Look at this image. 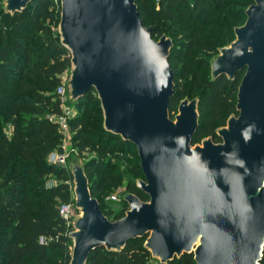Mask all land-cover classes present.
<instances>
[{"label": "water", "instance_id": "obj_1", "mask_svg": "<svg viewBox=\"0 0 264 264\" xmlns=\"http://www.w3.org/2000/svg\"><path fill=\"white\" fill-rule=\"evenodd\" d=\"M33 0H2L5 15ZM234 39L210 60V82L242 73L236 114L193 144L199 98L174 95L168 59L173 42L152 38L134 0H60L57 34L68 52L69 104L94 90L106 133L136 149L147 197L124 193V215L109 220L92 197L83 162L71 159L77 215L67 237L68 264H86L92 251H122L131 240L158 264L192 255L195 264H260L264 249V0H254Z\"/></svg>", "mask_w": 264, "mask_h": 264}, {"label": "trees", "instance_id": "obj_2", "mask_svg": "<svg viewBox=\"0 0 264 264\" xmlns=\"http://www.w3.org/2000/svg\"><path fill=\"white\" fill-rule=\"evenodd\" d=\"M53 1L33 0L14 16L5 15L0 8V264H68L70 259L67 234L71 227L59 217L58 208L71 202V175L65 166L53 165L48 159L61 150L62 135L48 116L61 113L55 91L70 68L69 54L55 31L60 6ZM134 1L143 26L152 28V38L157 40L166 32L173 42L168 59L174 82L170 117L182 99H193L191 96L197 94L199 126L193 144L207 137L218 142L215 131L236 114L242 73L233 81L222 76L214 82L206 80V73H210V58L226 45L217 43L233 41L234 28L245 22L243 3L251 5L254 0H234L224 14L225 31L211 43L207 37L218 27L220 9L231 0H193L192 5L187 0ZM153 21L168 25L165 29L154 27ZM73 106L77 113L69 121L71 149L82 159L94 154L84 164L88 180L100 174L97 188L89 183L92 197L96 199L97 194L115 187L122 174L143 179L135 147L103 130L94 90ZM125 156L129 158L124 163L129 161L130 165L121 171L120 160ZM50 177L58 181L55 186H47ZM126 191L147 201L134 182L126 184ZM100 208L107 217L104 207ZM123 208L109 220L121 218L127 209L125 203ZM143 244L144 239L131 240L118 253L95 249L86 264H158ZM167 264L195 261L185 254ZM260 264H264V249Z\"/></svg>", "mask_w": 264, "mask_h": 264}, {"label": "rangeland", "instance_id": "obj_3", "mask_svg": "<svg viewBox=\"0 0 264 264\" xmlns=\"http://www.w3.org/2000/svg\"><path fill=\"white\" fill-rule=\"evenodd\" d=\"M187 2L192 5V2L193 0H187ZM232 3L234 4V0H231L230 1V5H227V6H224L222 9H220V15L217 16L216 18V23H217V26L212 35L210 37H207V40L209 43H211L212 40H215L217 38H219L221 36V33H223L225 31V26L227 24V21H225V17H224V14L227 10H229L228 8H230L229 6L232 5ZM241 2L238 1L237 4H240ZM243 3V2H242ZM245 4V9L249 6V4L247 3H243ZM59 17H60V13H59ZM59 21V20H58ZM48 22V21H46ZM59 23V22H58ZM58 23L55 24L56 28H55V31L57 32V27H58ZM226 23V24H225ZM152 25L155 27L156 25H161L162 29H165L168 25L167 22H159V21H153L152 22ZM162 35H166L168 38L171 39V37L169 36V34H166V32H163L162 34L160 33L157 37V40L162 36ZM180 36H177V38H179ZM230 38H232V32H231V36ZM224 42V43H223ZM223 45V44H226L225 46L229 45L230 42L228 43L227 40L226 41H219L217 43V46L219 45ZM225 46H222V47H225ZM222 47H219V48H222ZM218 48V49H219ZM217 51L216 50V53L210 58V60L217 54ZM210 68V67H209ZM68 71L69 69L65 72V74H63L61 76V82L60 84L64 81L63 79H67L68 78ZM206 80L210 79V73L208 74V70H207V73H206ZM59 84V85H60ZM187 96H191L189 93H186ZM191 97H194V98H199L198 95L196 94L195 96H191ZM102 121H103V117H102ZM71 131H70V127H69V138L67 139V141L65 142V144L63 145L64 148L62 149V152L66 154V161L64 163V165H59V166H65L66 168H68L69 166V163L71 161V159L73 158H78L80 159L83 164H85L86 162H88L90 159H93L95 156L94 154H89L85 159H82V158H79L75 152H73V150L71 149ZM60 147H62V143L60 144ZM61 150L60 151H54L50 157L48 158L49 160H53L55 158V156L57 154H60L62 153ZM129 157L128 156H125L122 158V160H120V170L121 171H125L126 170V167L127 165L129 166L130 163L129 161L127 163H124V161L126 159H128ZM108 159H106L105 161H107ZM114 161H112L113 163ZM99 177H100V174L97 173L95 175V177L93 178H90L88 180L89 183L93 184L94 187H98L99 186ZM138 179H134L133 177H130V175L128 173L126 174H122V176L120 177V180L117 182L116 186L113 187V188H110V189H106L104 192H101L99 194H97V200L98 202L100 203L101 207H104V210L105 212H107V218L108 219H112L113 217H115L118 213H120L124 208H123V204L124 202L122 201V196L124 195V193H128L126 191V184L128 182H136ZM58 183V181L54 178V177H50V179H48L47 181V186L48 187H52V186H55L56 184ZM70 186H71V200L73 199V196H72V178H71V181H70ZM127 210V209H126ZM125 210V211H126ZM124 211V212H125ZM77 215V211L75 210L74 211V216L69 220V223L71 224L72 220L74 219V217ZM71 231V228L69 230V232ZM71 245V243H70ZM71 253V252H70ZM157 262V261H156Z\"/></svg>", "mask_w": 264, "mask_h": 264}, {"label": "built area", "instance_id": "obj_4", "mask_svg": "<svg viewBox=\"0 0 264 264\" xmlns=\"http://www.w3.org/2000/svg\"><path fill=\"white\" fill-rule=\"evenodd\" d=\"M54 5L56 7L60 6V0H54ZM2 6V1H0V8ZM57 87L55 91V98L61 103V113L58 115H49L48 120L57 124L59 128V132L62 135V147L64 148V144L69 138V121L76 116V109L72 104H69L67 97V89H66V80ZM66 154L60 153L55 156L53 160H49L53 165H64L66 161ZM74 203L71 200L70 203L61 204L58 208L59 217L66 221V224L70 225L69 220L74 216Z\"/></svg>", "mask_w": 264, "mask_h": 264}]
</instances>
